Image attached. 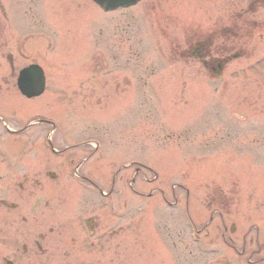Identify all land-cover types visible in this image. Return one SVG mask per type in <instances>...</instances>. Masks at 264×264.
<instances>
[{"label": "rangeland", "instance_id": "1", "mask_svg": "<svg viewBox=\"0 0 264 264\" xmlns=\"http://www.w3.org/2000/svg\"><path fill=\"white\" fill-rule=\"evenodd\" d=\"M171 6L172 19L158 16L154 26L152 15H142L138 8L104 15L91 0H0V117L12 130L36 118L53 119L62 126L56 138L63 146L104 138L106 143L96 139L104 154L94 155L85 171L108 190L118 173L124 202H129L126 211L141 210L137 219L135 215L124 219L130 222L129 231L138 219L146 230L157 227L154 219L165 207L161 195L165 191L171 194L172 205L179 200L178 208L169 212L175 214L188 201L206 243L212 244L211 250L219 248L220 259L246 264L238 261L234 245L243 249V239L251 230L249 238L264 237L260 54H253L252 62L257 64L250 70L256 81L233 75L222 81L207 79L197 61L185 66L177 57L183 6L181 0H172ZM31 64L42 66L48 81L46 94L35 100L22 97L16 86L19 71ZM27 132L29 137L10 136L0 118V198H5L6 183L14 181L2 159L7 151L19 175L25 169L31 178L40 176V233L47 237L45 262L40 258V264H48L52 255L53 264H64L69 247L76 256L70 264L88 260L180 264L173 248L172 261L164 258L168 248L154 245L157 236H148L152 245H143L142 236L135 240L131 232L122 245L110 240L94 246L88 259L90 252L77 235L80 227L85 228L84 219L98 215L102 227L118 223L111 202L89 194L72 177L84 151L90 149L79 147L69 151L70 157L55 156L42 145L39 149L30 145L32 139L44 142L49 135L46 126L36 125ZM27 147L30 152L22 154ZM148 168L158 173L157 181ZM131 189L144 196L139 199ZM151 189L157 193L150 195ZM86 196L93 203L83 210ZM215 211L220 217L212 221ZM224 223L230 232L236 227L225 240ZM133 248L137 257L131 262L127 256ZM8 249L0 241V257Z\"/></svg>", "mask_w": 264, "mask_h": 264}, {"label": "flooded vegetation", "instance_id": "2", "mask_svg": "<svg viewBox=\"0 0 264 264\" xmlns=\"http://www.w3.org/2000/svg\"><path fill=\"white\" fill-rule=\"evenodd\" d=\"M171 2L172 0H143L136 6L140 14L152 15L156 26L155 20L158 16L164 17L167 21L172 19ZM181 3L182 47L180 50L177 49V57L185 66H189L191 61H197L200 70L212 81H222L227 75L244 77L241 81H256L257 78L252 77L250 70L254 67L253 54L259 53L261 81H264V0H181ZM262 99L264 102V94ZM39 146L40 144L36 143L37 149ZM12 169L18 171L19 168ZM11 174L9 178L13 176L14 181L8 184L6 189L10 205L5 206V212L0 214V241L7 244L9 249L6 256L0 257V264H40V258L44 260L43 256L47 251L45 248L47 237L40 233V176L34 174L31 178L25 169L21 175L17 172ZM79 177L83 181H90L86 175L82 174ZM111 181V189L106 190L107 192L100 190L101 195L110 194L122 199L123 188L118 186V175ZM12 196L14 198H11ZM167 202L171 203L168 200ZM124 208V205H119L118 209L116 206L118 214L121 215L116 225L102 227L98 215H89L86 218L85 228L80 227L77 235L90 252L88 259L92 258L91 250L94 246L98 244L105 246L110 240H116L122 245L130 232L135 240L141 235V241L146 242L147 234L139 219L135 223L136 226L129 231L130 222H124L126 214ZM140 211L137 208L135 214L138 215ZM33 217L34 221L31 222ZM137 217L135 215L136 219ZM187 218L186 209L180 217L174 216L175 221L171 220L170 225L168 224V232L159 237L169 250L167 257H172L170 246L173 245L175 257L180 258L181 264H189ZM198 233H201L200 229ZM251 234L252 231L246 233L243 249H234L240 256L248 257L246 263L264 264V239L249 238ZM77 240L75 237V244ZM254 255L257 256L255 260ZM132 256L134 257L133 254L129 255ZM54 257L53 255L50 257L48 264H53ZM75 261L76 256L71 254L69 247L63 256V262L70 264ZM85 263L92 264V261L88 260Z\"/></svg>", "mask_w": 264, "mask_h": 264}, {"label": "water", "instance_id": "3", "mask_svg": "<svg viewBox=\"0 0 264 264\" xmlns=\"http://www.w3.org/2000/svg\"><path fill=\"white\" fill-rule=\"evenodd\" d=\"M100 3L103 2H122V1H128V0H96ZM43 77V76H42ZM20 87L22 91L28 95L29 97H34L39 94H41L44 90V79L40 78V68L37 66H32L31 68H28L24 70L21 73L20 77Z\"/></svg>", "mask_w": 264, "mask_h": 264}]
</instances>
